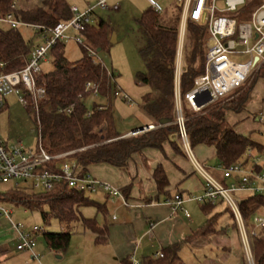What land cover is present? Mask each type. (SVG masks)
Wrapping results in <instances>:
<instances>
[{"label": "trees", "instance_id": "1", "mask_svg": "<svg viewBox=\"0 0 264 264\" xmlns=\"http://www.w3.org/2000/svg\"><path fill=\"white\" fill-rule=\"evenodd\" d=\"M16 1L0 0V11L12 10ZM255 5V2H248L239 18L247 17ZM70 8L66 0H49L46 8L17 9L16 14L29 24L52 28L58 22L72 18ZM164 13L165 11L158 12L149 5L137 19L138 49L146 67L138 72L137 78L152 88L144 96L143 107L154 120V124L160 126L128 137H123V133L117 129L111 104L112 96L116 92L115 73L97 57L98 49H109L113 29L109 21L102 17H93L94 22L88 23L82 32L85 38V42L80 43L82 57L78 60L68 59L63 41H58L51 50L53 69L40 76V83L45 88L44 97L38 101L37 108L29 98L26 106L37 118L38 144L51 154L74 151L71 157L81 164L83 174L93 163H109L126 169L134 153L141 152L146 147L162 149L167 140L176 150H181L177 142L180 137L179 126L175 122L174 100L180 6L177 5L175 10L167 12L168 15ZM35 34L41 36V30H36ZM207 35L206 25L188 22L180 82L184 123L192 146H213L219 164L229 166L251 149L264 153V144L238 133L226 120L230 109L238 110L243 106L249 87L226 102H222L221 98L199 111L188 108L185 94L192 89L195 79L205 71ZM35 45L32 39H25L19 28L0 27V63L4 65L0 71L24 67ZM89 49H93L95 55H91ZM258 73L259 76H264V64ZM88 83L96 85V95L106 98L110 103L94 104L89 110L85 99L94 94V91L88 88ZM67 109L71 111L68 112ZM162 119H166L168 123L162 124ZM154 174L158 190L163 192L169 184L168 178L161 167ZM1 199L27 210H39L46 222L51 218L56 219L63 229L45 230L42 233L52 249L60 250L69 245L72 234L68 229L74 222H81L95 232L97 242L105 240V230L99 226L96 218L85 217L81 211L84 206H96L97 202L87 192L72 188L67 182L46 191H35L29 186L17 183L0 193V201L5 202ZM216 205L205 203L203 210L209 215ZM240 207L244 219L251 226L254 215L264 207V194H249L241 200ZM215 223L216 215L210 216L200 232L212 231ZM181 245L180 242L168 246L166 254L163 255L172 259L177 257ZM253 251L256 264H264V229L253 238Z\"/></svg>", "mask_w": 264, "mask_h": 264}, {"label": "built area", "instance_id": "2", "mask_svg": "<svg viewBox=\"0 0 264 264\" xmlns=\"http://www.w3.org/2000/svg\"><path fill=\"white\" fill-rule=\"evenodd\" d=\"M218 1L178 0L182 10L175 66V122L179 126V137L187 154L196 170L201 172L206 180L203 193L194 196L193 199L201 204H217L220 201L227 203L241 231L247 264H256L253 238L260 235L264 229V215H255L251 220L252 225L249 226L241 211V199L236 200L234 194L238 192L264 194V163L247 155L245 160L241 158L229 166H220L224 176L232 178V182L218 181L195 159L184 123L180 82L188 22L202 23L208 29L205 71L195 79L194 86L185 94V102L192 110L199 111L244 87L264 64V0H220L221 4H218ZM148 2L156 11L164 12L158 0H148ZM248 2L257 3L247 20L240 19L239 14ZM97 6L103 9L108 8V1L99 0ZM70 9L73 13L72 18L60 21L52 28L25 22L16 14V3L13 4L12 10L0 11V27L19 28L28 25L41 30V36L44 38L42 44L32 48L24 67L18 70L0 71V108L3 105L4 96L11 93L16 94L24 105H27L31 98L35 108L38 107V101L45 95V88L40 83L41 63L47 60L48 53L57 42L63 40L68 29L75 28L83 32L87 24L93 21L94 8L85 12H80L76 6ZM113 9H118V4L113 5ZM89 51L91 55H95L93 49ZM240 55H245L247 59L236 61L232 58ZM3 66V63H0V68ZM87 86L94 91V94L97 93L96 85L88 83ZM119 94L120 91L116 89L115 95ZM124 99L127 98L124 97ZM67 111L70 112L71 109ZM158 126L160 125H149L143 132ZM139 133L142 131L136 130L130 135ZM73 153L74 151H67L51 154L40 143L35 149H31L20 143L8 144L0 137V182L11 179L20 180L22 185L29 186L35 191L51 190L62 182H67L70 187L88 194L102 189L112 197L121 195L119 188L102 182L90 174H83L81 164L71 157ZM182 203L180 194H176L170 200L174 210L181 207ZM184 212L188 217L190 216L188 210L184 209ZM12 215V208L0 201V217L11 219ZM13 228L19 242L17 249L31 252H34L36 247V235L45 231L37 225L26 229L21 222H13ZM159 255L163 256V253Z\"/></svg>", "mask_w": 264, "mask_h": 264}, {"label": "crops", "instance_id": "3", "mask_svg": "<svg viewBox=\"0 0 264 264\" xmlns=\"http://www.w3.org/2000/svg\"><path fill=\"white\" fill-rule=\"evenodd\" d=\"M23 1L20 9L16 4L17 9L46 8L49 0H42V5L37 0H32V5L28 0ZM109 7L113 8V5ZM249 15L243 19L247 20ZM188 108L191 109L189 106ZM226 120L238 133L258 141L256 134H264V76L255 79L247 91L243 106L238 110L230 109ZM154 123L152 119L145 125L120 132L123 137H128L139 128ZM177 142L180 151L167 140L162 149L146 147L141 152L134 153L126 169L109 163H93L87 167L85 174L107 182L121 191V195L115 197L102 189L89 194L97 202L94 206L97 212L93 217L105 230L106 237L103 242H97V234L79 222L82 228L72 233L67 247L52 249L44 237L42 242L38 241L34 252L22 251L17 246L10 245L13 238L17 239L13 228L15 221L13 218L2 217L0 264H246L247 256L241 231L230 209L232 226L220 223L222 212L216 210L217 205L208 215L203 210V204L193 199L203 193L206 180L194 167L179 138ZM191 149L195 159L212 177L224 183L233 181L232 178L224 176L213 146L198 144L191 145ZM211 160H215L213 165H210ZM158 167L164 170L169 182L163 192H159L155 180L154 173ZM176 194L182 196L183 203L174 210L170 200ZM248 195L247 193L242 199ZM184 209L188 210L189 217ZM257 214L264 215V207ZM82 215L85 216L83 212ZM212 215H216L214 229L201 233ZM180 242L182 245L177 257L172 259L159 255L166 254L168 246Z\"/></svg>", "mask_w": 264, "mask_h": 264}, {"label": "rangeland", "instance_id": "4", "mask_svg": "<svg viewBox=\"0 0 264 264\" xmlns=\"http://www.w3.org/2000/svg\"><path fill=\"white\" fill-rule=\"evenodd\" d=\"M30 1V5L34 2ZM70 7L76 6L80 12H85L91 8H94V18L102 17L110 22L112 26V34L110 36V46L108 50H102L98 52V59H100L110 70L115 73L116 89L120 91L119 95H113L111 104L115 113L116 127L119 131L124 132L132 127H136L142 124H147L152 121L151 116L146 112L143 107L144 96L152 90V88L145 83L138 80L137 74L140 71L145 70V62L138 49V34L139 25L137 19L140 17L144 9L149 7L148 0H107L108 5L118 4V9L113 8H101L97 6L99 0H66ZM23 0H17L16 4L20 9L22 7ZM39 5H42V0L36 1ZM162 5L165 13L175 10V7L179 4L178 0H158ZM218 4H221L220 0ZM179 6V5H178ZM180 10L181 7H180ZM94 22V19L91 23ZM19 30L25 37V39H32L34 44H42L44 38L35 34L36 30L32 26L23 25L19 27ZM114 38V41H112ZM65 45V55L70 60H78L82 57L81 42H84V36L81 31L70 28L68 29L63 38ZM186 42V39H185ZM236 61H245L246 56H234L232 57ZM42 71L46 72L53 67V55L51 51L48 53L47 60L41 63ZM259 76L256 72L253 77L247 82V84L240 90L229 94L222 99V102L233 99L239 95L242 90L250 87L255 79ZM243 90V91H244ZM126 97L127 99H124ZM236 98V97H235ZM175 100V97H174ZM181 101V100H180ZM176 102V100H175ZM87 108L91 110L94 104H108L110 103L106 98L91 94L85 99ZM183 106V99H182ZM0 136L8 144H22L25 147L35 149L38 144V123L34 112H30L26 105L21 103L18 96L14 93L4 96L3 105L0 108ZM256 139L264 144V134H256ZM247 155L255 157L260 162L264 163V153L257 149L246 152L243 159L245 160ZM215 160H211L210 165H213ZM22 184V181L11 179L8 181L0 182V193L6 191L14 184ZM246 192H238L234 194L236 200L242 199ZM93 196V195H92ZM2 200V199H1ZM2 201H5L4 199ZM4 203L6 206L13 209L12 218L15 222H21L26 229L37 225L43 229L61 230L62 226L54 218L49 221H45L39 210H27L22 206ZM216 210L221 211L222 215L219 217L221 224L233 225V217L229 211L228 205L224 201H220ZM82 212L85 216L93 217L97 212L92 205L84 206ZM2 218V217H0ZM82 228L79 222H74L70 225L69 229L71 234L80 231ZM42 232L36 235V245L42 242L44 239ZM18 240L13 238L10 245L16 247ZM10 246V247H11Z\"/></svg>", "mask_w": 264, "mask_h": 264}, {"label": "water", "instance_id": "5", "mask_svg": "<svg viewBox=\"0 0 264 264\" xmlns=\"http://www.w3.org/2000/svg\"><path fill=\"white\" fill-rule=\"evenodd\" d=\"M112 41H114V38H113V40ZM98 51H100V49H98ZM257 60V59H256ZM161 123L162 124H166V123H168V121L166 120V119H162L161 120ZM144 129H145V127H141V128H139V131H144Z\"/></svg>", "mask_w": 264, "mask_h": 264}]
</instances>
